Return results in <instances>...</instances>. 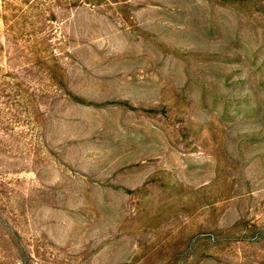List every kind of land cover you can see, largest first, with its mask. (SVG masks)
Returning <instances> with one entry per match:
<instances>
[{"label":"rangeland","instance_id":"374dc122","mask_svg":"<svg viewBox=\"0 0 264 264\" xmlns=\"http://www.w3.org/2000/svg\"><path fill=\"white\" fill-rule=\"evenodd\" d=\"M0 264H264V0H0Z\"/></svg>","mask_w":264,"mask_h":264}]
</instances>
